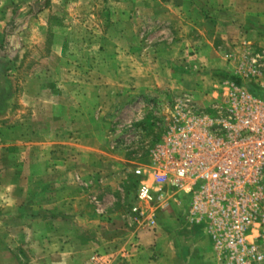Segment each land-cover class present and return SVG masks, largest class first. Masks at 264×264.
I'll list each match as a JSON object with an SVG mask.
<instances>
[{"label": "rangeland", "instance_id": "obj_1", "mask_svg": "<svg viewBox=\"0 0 264 264\" xmlns=\"http://www.w3.org/2000/svg\"><path fill=\"white\" fill-rule=\"evenodd\" d=\"M173 45L175 65L149 51ZM0 73V264H91L138 228L135 171L151 166L179 98L213 116L234 87L264 103V0H0ZM52 100L57 129L39 117ZM36 185L47 190L38 209ZM262 200L253 264H264ZM171 204L186 220L191 195ZM37 219L71 255L27 251Z\"/></svg>", "mask_w": 264, "mask_h": 264}, {"label": "built area", "instance_id": "obj_2", "mask_svg": "<svg viewBox=\"0 0 264 264\" xmlns=\"http://www.w3.org/2000/svg\"><path fill=\"white\" fill-rule=\"evenodd\" d=\"M225 97L214 116L188 95L177 100L174 122L152 151L151 166L135 171L140 181L131 221L153 230L159 210L178 193L191 195L188 227L204 223L226 264H253L263 259L251 233L264 198V103L238 87ZM117 256L123 262L129 254H96L90 263L118 264Z\"/></svg>", "mask_w": 264, "mask_h": 264}, {"label": "crops", "instance_id": "obj_3", "mask_svg": "<svg viewBox=\"0 0 264 264\" xmlns=\"http://www.w3.org/2000/svg\"><path fill=\"white\" fill-rule=\"evenodd\" d=\"M180 19L182 18L180 17ZM179 48L180 47L173 45L169 48L163 47L162 49H158V52L154 49L149 51L156 57L161 56L165 59L163 63L167 64L171 58L164 54L169 53L171 56H175L174 54L177 50L179 51ZM130 56L132 61L136 58L138 59V57H136L138 55H134L133 51H131ZM174 62L170 61L169 65L174 64ZM185 71L186 70L180 66L179 72H173L172 74L184 73ZM3 98H5V95ZM51 103L53 105L49 108V112L43 110L41 116H39L43 123L41 126L43 128L57 129L62 127L60 123H64L65 121H59V116H57V113L59 112H57V107L54 106L56 103L53 100ZM6 105L7 104L2 107L0 104V114L10 112ZM5 117H7L6 114ZM10 121H13L12 118H10ZM19 122L22 121L19 120ZM40 159L43 160L42 157ZM44 166L45 165H43V167ZM44 175L45 173L41 169V178ZM30 189H35L37 193L36 199L38 200L36 208H39L38 204H41L43 207V198L45 197L44 195L38 194L39 192H47V190L40 185H36ZM23 204H25V206H31L32 201L27 199L25 202L23 201ZM177 205H180V203L177 202L176 207ZM176 207L171 204L169 208L160 210L155 231H143L140 228H137L133 232L130 231V234L125 238L124 243L121 245V247L130 251V256H128L126 261H119L118 264H226L225 261L216 258L217 255L214 247L209 246L210 241L208 237L205 238V233L199 234L195 232L194 229H190L186 224L187 221L181 218L182 216L180 217L181 219H177L178 210ZM41 219H37L32 228H29L28 226L25 227L26 229L25 232H23V236L29 244L26 246L27 251L31 252L34 250L36 256H43L44 254L48 256L51 254L57 258L62 248H64V250L69 251L71 255L73 247L65 244V242L61 244L59 235L55 229H47L46 227H43ZM30 252H28V254Z\"/></svg>", "mask_w": 264, "mask_h": 264}]
</instances>
